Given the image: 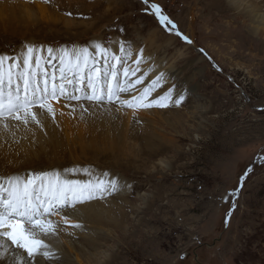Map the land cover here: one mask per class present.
I'll list each match as a JSON object with an SVG mask.
<instances>
[{"label": "rangeland", "instance_id": "374dc122", "mask_svg": "<svg viewBox=\"0 0 264 264\" xmlns=\"http://www.w3.org/2000/svg\"><path fill=\"white\" fill-rule=\"evenodd\" d=\"M119 1L121 5L125 0ZM208 1L149 0V4L159 5L162 14L191 43L176 36L175 30L170 32L171 25L162 27L150 8L145 10L144 0H126L111 22L99 14L101 6L88 11L68 10L52 0L36 2L62 16L80 20L97 17L106 43L114 34L126 42L140 43L136 35L144 36L152 30H157L158 46H165L172 34L175 38L165 52L156 46L150 50L155 51L157 60L170 59L176 70L152 98L173 85V98L180 94L185 97L179 107L174 103L168 107L184 124L175 123V128L168 129L159 117L155 124L158 134L176 141V148L144 155L139 147L127 144L128 154L138 151L132 158L126 157L133 163L129 168L126 159L120 157L124 165L102 163V159L83 163V167L116 169L133 184L128 192L126 235L116 230L114 236L102 233L94 241L101 248L111 244L116 257L113 264H264V36L247 33L249 25L244 19L219 6L207 8ZM58 29L56 34L60 36L35 44L47 42L52 47L72 49L90 39L70 38ZM13 40L0 33V53L17 55L20 41ZM144 51L148 53L147 47ZM200 54L207 55L215 67L207 59H200ZM129 59L125 58L126 66L133 67L136 57ZM145 64L146 60L142 61L140 70L151 68V63ZM145 120L139 118L136 123L145 125ZM158 160H162L161 165ZM60 166L74 168L73 163ZM247 169L252 171L247 173L235 198L236 207L228 217L232 200L225 201L224 197L240 186V177Z\"/></svg>", "mask_w": 264, "mask_h": 264}, {"label": "bare ground", "instance_id": "6f19581e", "mask_svg": "<svg viewBox=\"0 0 264 264\" xmlns=\"http://www.w3.org/2000/svg\"><path fill=\"white\" fill-rule=\"evenodd\" d=\"M31 1L0 0V33L12 36L13 41H20L17 55L8 54L7 52H2L0 55L18 56L23 50V45L27 42L37 48L42 46L44 50L40 54L44 59H48L46 50L52 46L47 42L37 45L35 43L41 42V40L44 41V39L50 41L52 37L60 36L56 34L58 28H60L70 38L82 40L83 37H90L85 44H71H74L73 47L76 48L89 47L90 52L93 54L95 49L92 47V42H100L104 47L109 48V56H111L112 53L120 55L119 45L123 41L125 42L126 51L132 53L131 59L140 54V49L143 48L142 57L145 56L142 61L145 62L146 60V64L151 63V68L154 67L156 71L150 72L143 84L136 85L135 92L122 94V98L128 99L131 95L137 94L160 71L166 74V78L172 77V74L176 72L173 62H169L170 59L159 58L160 61H158L155 51L150 50L152 46H156L157 48L161 47L160 49L165 52L167 48L171 47L172 44L170 43L175 39L173 34L168 38L165 46L162 44L160 46H158L159 44L156 45L157 30L149 31L144 36H141L142 34L136 35L140 41L142 40L140 43L126 42L123 37L116 34L112 35L109 43H106L101 32V23L96 20L97 17L92 20H80L74 17L62 16L55 13L50 6L36 3L41 0H33L35 1L34 5H31ZM199 1L204 2L205 0ZM52 2L54 5H61L68 10L88 11L101 6V11H98L99 14L110 22L117 14L121 13L122 7L126 5V0L123 1V4L121 2V5L119 0H52ZM215 6L222 7L227 12H233L235 18L244 19L249 25L247 33H251L252 36L261 33L264 36V0H209L206 7L212 8ZM129 10L132 12V7ZM109 28L111 27L109 26ZM191 35L193 37V33ZM141 45L143 46L141 47ZM65 47L63 45L52 48L58 54V50ZM144 47H147L148 53H145ZM131 59L129 60L131 61ZM200 59L206 60L204 54H200ZM97 60L98 64L102 66L103 60L99 57H97ZM164 64L166 66L163 67ZM57 66L58 60L53 62V67ZM48 70L51 73L52 68ZM145 70H148V68L145 69L144 67L143 71ZM141 71L142 69L138 72L139 74L137 73V77L143 74V71ZM131 79H136V77ZM153 94L155 93L153 92ZM52 104L56 111L55 121L46 112L36 109L39 119L44 125V131H41L35 124H31L27 128L22 124L16 127L14 125L18 122L15 121H8L10 127L7 131L0 128V177L24 176L29 171L33 173L60 171L62 176H67L70 179L95 180L97 177L105 180L117 179L119 190L107 195L104 199H96L82 205H76L75 208L63 209L61 215L67 216L70 223H79L80 228L73 229L69 225H65L60 216L50 217L58 225L57 232L48 236L40 234V238L50 246L56 257L54 260H45L42 256L37 257L39 264H113V259L116 257L111 253V244L108 243L109 245H105V248H101L103 246H96L99 243L94 241L102 233L110 238L114 236L116 230L122 232V235H126V222L129 212L128 197L130 196L128 192L133 184L126 181L121 175L122 173L120 174L116 169L106 170L99 165L96 167H83V163L86 161L91 164L102 159V163L120 166L124 165L121 164L123 162L120 158H122L123 160L126 159L125 166L129 168L133 163L128 162V156L132 158L138 151L133 152L135 155L128 154L127 144L139 147V150L146 152L144 155H159L162 150L165 151L166 149L171 151L176 148V141L168 140L158 134L155 124H158L159 117L160 122L162 121L163 125L165 124L169 129L175 128L183 120L178 118V114L168 109V107H153L134 112L128 108L117 110L119 108L117 104L109 105L105 102L96 105L83 100L79 104H83L88 109V111H83L77 101L65 100L63 97L58 101H52ZM66 104L74 107L75 111H72V107H65ZM139 118H144L148 122L145 125H139L136 123ZM184 123L183 121L182 124ZM185 129L184 127L182 130ZM45 132L47 135H45ZM188 137L189 135L185 138ZM64 163H73L74 168L64 169L60 166ZM158 164L161 165L162 160H158ZM166 167L169 169L168 166ZM72 169H75V175H72L70 171H65ZM85 169L91 173V176L85 173ZM135 170H138V168ZM104 173H108V175L104 176ZM135 188H137V184ZM144 202L147 203L146 200ZM110 225L113 226L109 228ZM107 229L110 231H107Z\"/></svg>", "mask_w": 264, "mask_h": 264}, {"label": "snow or ice", "instance_id": "6c2138e0", "mask_svg": "<svg viewBox=\"0 0 264 264\" xmlns=\"http://www.w3.org/2000/svg\"><path fill=\"white\" fill-rule=\"evenodd\" d=\"M43 2L48 3L49 0ZM144 3L147 5L145 10L150 8L162 26L171 25L168 29L170 32L175 30L176 36L191 43L188 37L176 30V24L162 14L159 5L149 4V0H144ZM92 47L95 49L94 54L89 47L60 48L58 54L52 47H48V59H44L40 54L44 50L42 46L37 48L26 42L20 55H0V128L7 131L10 127L8 121H15L18 122L14 125L16 127L22 124L27 128L35 124L44 131L36 109L46 112L55 121L56 111L52 101H58L61 97L77 101L78 104L83 100L96 105L105 102L109 105L117 104V110L128 108L134 112L153 107L167 108L170 103L179 107L184 101L183 94L173 98L175 85L167 88L162 95L152 98V93L166 84V74L162 71L137 94L128 99L122 98V94L135 92V86L143 84L149 73L156 69L149 68L137 77L143 49H140V54L133 61L135 66H126L125 58H130L132 53L126 51L123 41L119 45L120 55L112 53L109 56L110 49L100 42H92ZM97 57L103 60L102 66L98 64ZM57 60L58 66L53 67V62ZM49 68H52L51 73ZM79 106L83 111H88L83 104ZM65 107L72 106L66 104ZM72 111H75L74 107ZM65 171L76 174L75 169ZM84 171L91 176L87 169ZM251 171L247 169L240 177V186L224 197L225 201L230 198L232 200L228 217L235 209V198L247 173ZM103 175L107 176L108 173ZM118 190L117 179H70L62 176L60 171H29L24 176L0 177V264H39L38 256L54 260L56 254L40 238V234L48 236L57 232L58 225L50 217L60 216L65 225L78 229L81 227L79 223H70L67 216L61 215L63 209L104 199Z\"/></svg>", "mask_w": 264, "mask_h": 264}, {"label": "water", "instance_id": "95a60500", "mask_svg": "<svg viewBox=\"0 0 264 264\" xmlns=\"http://www.w3.org/2000/svg\"><path fill=\"white\" fill-rule=\"evenodd\" d=\"M202 49H199L200 53ZM206 59L212 64L213 67H215V64L213 62L210 61L209 57L207 55H205Z\"/></svg>", "mask_w": 264, "mask_h": 264}]
</instances>
